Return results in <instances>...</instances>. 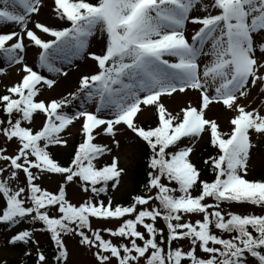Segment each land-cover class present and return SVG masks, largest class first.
<instances>
[{"label": "snow or ice", "instance_id": "obj_1", "mask_svg": "<svg viewBox=\"0 0 264 264\" xmlns=\"http://www.w3.org/2000/svg\"><path fill=\"white\" fill-rule=\"evenodd\" d=\"M0 264H264V0H0Z\"/></svg>", "mask_w": 264, "mask_h": 264}, {"label": "rangeland", "instance_id": "obj_2", "mask_svg": "<svg viewBox=\"0 0 264 264\" xmlns=\"http://www.w3.org/2000/svg\"><path fill=\"white\" fill-rule=\"evenodd\" d=\"M31 56H32V54H29V56H28L29 61H31L33 59ZM224 126H225L224 123L221 121V127L223 128ZM73 134L75 135V133H73Z\"/></svg>", "mask_w": 264, "mask_h": 264}]
</instances>
